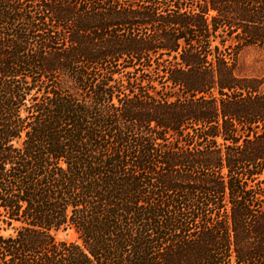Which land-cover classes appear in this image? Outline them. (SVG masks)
I'll use <instances>...</instances> for the list:
<instances>
[{"label": "trees", "instance_id": "obj_1", "mask_svg": "<svg viewBox=\"0 0 264 264\" xmlns=\"http://www.w3.org/2000/svg\"><path fill=\"white\" fill-rule=\"evenodd\" d=\"M247 46L264 0H0V264H264Z\"/></svg>", "mask_w": 264, "mask_h": 264}, {"label": "rangeland", "instance_id": "obj_2", "mask_svg": "<svg viewBox=\"0 0 264 264\" xmlns=\"http://www.w3.org/2000/svg\"><path fill=\"white\" fill-rule=\"evenodd\" d=\"M238 70L241 75L257 76L264 79V48L259 46L244 47L238 57ZM264 178V176H263ZM0 227L5 225L0 222ZM13 229H0V233L9 234ZM58 240L78 241V234L74 229L60 230L56 233Z\"/></svg>", "mask_w": 264, "mask_h": 264}]
</instances>
